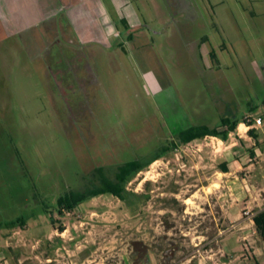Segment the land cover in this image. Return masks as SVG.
Masks as SVG:
<instances>
[{
  "label": "rangeland",
  "instance_id": "374dc122",
  "mask_svg": "<svg viewBox=\"0 0 264 264\" xmlns=\"http://www.w3.org/2000/svg\"><path fill=\"white\" fill-rule=\"evenodd\" d=\"M44 1L0 0V222L25 220L0 227V264H264L251 221L264 139L238 129L264 110V0H94L87 42L67 31L73 0L30 28L16 20ZM225 116L240 120L227 140L173 144L124 200L59 208L95 168L112 175Z\"/></svg>",
  "mask_w": 264,
  "mask_h": 264
},
{
  "label": "trees",
  "instance_id": "16d2710c",
  "mask_svg": "<svg viewBox=\"0 0 264 264\" xmlns=\"http://www.w3.org/2000/svg\"><path fill=\"white\" fill-rule=\"evenodd\" d=\"M123 23H127L125 18L122 19ZM212 55H215V52H211ZM264 103V98H263ZM257 108V107H256ZM221 125L218 127H208L206 125H198V126H189L183 129H180L176 133V139H170L161 144L158 151L149 159L141 160L139 158L128 160L122 163H119L116 166L113 174H108L105 172L104 166H99L94 169V176L90 180V184L87 188L83 190H71L63 196L58 198L59 208H63L65 210H72L80 203L98 196L100 194H112L115 195L122 200H124V192L126 188V183L130 180V178L139 170H141L144 166L148 165L150 162L155 159L161 157L166 153L173 144L180 143L186 144L192 141L195 138L203 137L206 135H213L220 137L223 140H227L231 131H234L240 120H231L229 117H222ZM220 127H225V129L221 130ZM249 132L253 134V130L250 129ZM225 171H227L226 166H223ZM62 213V210L60 209ZM254 225L256 227L257 233L264 241V209L257 210L252 217ZM18 218L17 220H11L7 222H0V227L2 225L13 226L18 222H23ZM63 230V227H61Z\"/></svg>",
  "mask_w": 264,
  "mask_h": 264
},
{
  "label": "crops",
  "instance_id": "0c3cea01",
  "mask_svg": "<svg viewBox=\"0 0 264 264\" xmlns=\"http://www.w3.org/2000/svg\"><path fill=\"white\" fill-rule=\"evenodd\" d=\"M56 2L53 0L51 1L45 0L44 3L41 2V5H39L38 9L36 7L37 4H35V2L31 3L30 7L28 8V11L24 13L25 17H27V22L25 20L21 21V16L19 18L16 17V20L27 24L28 26L27 28L37 25L45 20L46 15L52 16L53 14H55V12H57L55 11V9H59V10L66 9L67 6L65 5V3H63L64 0L63 1L56 0ZM71 4H72L71 5L72 9L68 13L72 14L74 18L78 16V18L80 19L79 20L80 27L74 29V24H75L74 22L73 28L70 27L67 29V31L69 32L71 31L70 35L73 32L74 35L76 36V39H79L80 42L94 41V35H93L94 22L95 23L99 22V21H96L94 18L95 12H96L94 11V0H73ZM97 12L98 14L99 13L103 14L102 10H98ZM248 129H251V128L246 126V131ZM252 130H253V135L256 136L257 140L258 139L260 140V138L264 139V121L261 126L255 127V129L253 127ZM227 172H228V169L227 171H225V174ZM258 206L259 205H257V207ZM260 209H264V207L259 206L258 210ZM251 221H252V217H251Z\"/></svg>",
  "mask_w": 264,
  "mask_h": 264
},
{
  "label": "built area",
  "instance_id": "2783aa9c",
  "mask_svg": "<svg viewBox=\"0 0 264 264\" xmlns=\"http://www.w3.org/2000/svg\"><path fill=\"white\" fill-rule=\"evenodd\" d=\"M264 110L263 111H257L256 113H254V115L252 116H249V118H247L243 124L245 126H248V127H259L263 124V120H264ZM238 129H239V126H238ZM249 212V211H247Z\"/></svg>",
  "mask_w": 264,
  "mask_h": 264
},
{
  "label": "bare ground",
  "instance_id": "6f19581e",
  "mask_svg": "<svg viewBox=\"0 0 264 264\" xmlns=\"http://www.w3.org/2000/svg\"><path fill=\"white\" fill-rule=\"evenodd\" d=\"M242 126H244V124H243V123H240V125H239V130L242 129ZM240 131H241V130H240ZM187 201L190 203V198H188Z\"/></svg>",
  "mask_w": 264,
  "mask_h": 264
},
{
  "label": "flooded vegetation",
  "instance_id": "af4514ba",
  "mask_svg": "<svg viewBox=\"0 0 264 264\" xmlns=\"http://www.w3.org/2000/svg\"><path fill=\"white\" fill-rule=\"evenodd\" d=\"M125 24H126V29H130L131 25L128 23V21Z\"/></svg>",
  "mask_w": 264,
  "mask_h": 264
}]
</instances>
